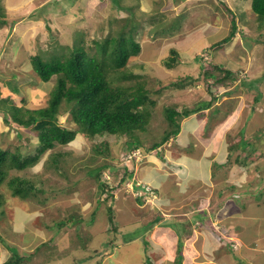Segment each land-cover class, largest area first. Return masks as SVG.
<instances>
[{
  "label": "rangeland",
  "instance_id": "obj_1",
  "mask_svg": "<svg viewBox=\"0 0 264 264\" xmlns=\"http://www.w3.org/2000/svg\"><path fill=\"white\" fill-rule=\"evenodd\" d=\"M58 1L0 0V20L18 18L12 27L9 23L0 24V97L3 98L0 102L3 105L32 109L47 104L57 76L53 75L48 82H43L38 77L29 59V53L35 51L34 47L42 46L41 51L44 53L45 49H50L49 46L59 43L57 51H65L68 54L69 50L65 46L73 44L74 37H77L81 39V45L93 50L96 46L95 40H103L112 31L108 19L115 16L116 12L110 0H77L67 11L62 10ZM122 3L134 4V9L145 13L144 18L149 15L156 19V25L149 24L141 31L138 38L142 43V52L130 57L126 67V71L140 74L138 78L131 80H143L150 98L155 101L154 105L150 106L148 129L138 133L146 146L150 147L154 141H159L169 130V121L165 115L167 106L182 108L183 104L189 105L202 98V94H210L207 82L213 83L215 78L208 79L204 85L189 84L179 91H175L176 88L171 85L172 81L187 75L202 74L204 70L200 65H204L206 59L211 60V63H220L225 68L235 65L238 68H229L235 76L226 77L228 79L224 80V84L221 83L217 93L219 107L223 109L219 114L215 113L214 107L202 111L205 112L200 114L203 116L199 117L198 128L188 135L190 144L182 145L177 139L170 138L151 153L152 156L157 153L158 157L164 159V164L161 163L163 171L170 172L171 175L178 174L189 189H196L194 183L197 181L188 175L194 172L190 168L188 173L192 159L196 162L192 167L196 169L198 164L202 168L201 162L210 159L211 173L208 181L214 187L213 177L219 168L214 159L217 151L222 149L217 144H221L223 140L224 144L237 140L236 134L247 117L248 122L251 120L248 128L250 134H255L256 125L259 129H264L263 112L258 111L263 106L251 103L257 91H248L243 83L244 80L255 84V80L260 79L264 84V28L259 26L257 15L251 9V0H139L138 6L137 0H125ZM229 9L236 18L238 32L242 34L245 31V35L235 34L230 40L219 43L230 36L233 28ZM139 15L141 13H138ZM159 29L166 31L164 34H157ZM240 43L243 44L242 49ZM213 46L216 49H213ZM245 47L248 48L247 55L244 54ZM172 48L179 52L181 62L168 67L165 60L171 56ZM211 51L216 55H212ZM46 54H51V50L43 54L44 57ZM220 60H224V63ZM212 66L209 64V67H204L210 69ZM223 67L221 70L214 67L213 73L223 76L227 70ZM241 67L243 71H237ZM231 98H235V101L232 102ZM236 103L240 104L238 108H234ZM62 105V108L69 109L65 102ZM255 106L257 113L253 112L246 117L249 108ZM226 113L230 116H226ZM4 117V113H0L2 146L12 151L21 148L24 152H35L38 144L37 130L16 126L10 118L11 115L8 118L10 123H7ZM59 120L62 124L75 127L67 111L60 113ZM205 125L209 130L203 128ZM215 130L217 131L213 134ZM17 132H20V136ZM124 139L123 136L109 135L89 139L79 133L71 142L46 150L35 165L23 170H10L0 188L4 200V205L0 207V235L5 239L0 240V264L13 252V248L25 254L26 261L22 264H143L149 259L153 260V264H185V237H179L178 240L175 237L173 244H170V241L154 242L147 233L157 219L153 221L151 217H147L141 224H131L128 218L137 219L144 208L141 209L134 203L132 211L125 212L128 218L124 219L128 220L123 223L127 226L121 228L119 225H122V221L116 219L115 223H111L108 219L107 205L113 204L114 198L105 200L106 193L102 190L113 188L115 179L117 183L120 182L125 160L119 161L117 158L124 154ZM262 140L264 142V138ZM208 142L215 148L209 149ZM208 149L211 151L207 155L210 158L205 155ZM239 153L246 156V153L235 150L231 157L235 159ZM260 153L258 150L248 156L244 165L232 163L231 177L226 181L234 182L237 194L242 190L241 186L250 189L254 195L257 194L256 189L253 191L255 185L261 184L264 188V182H260V175L264 178V156H258ZM54 154H57L58 158L56 166L50 162ZM158 157L156 158L160 165ZM105 163H108V167L96 173L95 170ZM90 169L94 170L92 174ZM99 174L101 180L111 176V183L104 182V189L99 184ZM14 176L26 178L35 187L28 197L22 198L12 194L7 180ZM226 183L218 186L225 187ZM126 187L130 188V182L126 183ZM228 187L229 185L226 186ZM121 188L122 186L117 189L116 196ZM182 192L168 190L166 195L172 198ZM214 192L215 189L209 198L211 203L214 200L212 196L216 195ZM193 196L197 199L196 193ZM161 198L167 197L163 194ZM189 206L182 205L178 210L187 212L191 209ZM121 209L126 211L127 208ZM191 215L199 214L193 211ZM92 218L94 221L88 223ZM178 221L182 222L181 217ZM183 227V223L176 225L177 234ZM164 230L167 229L158 227L153 235L157 233L169 240L160 234ZM134 231L135 236H138L135 243L129 240ZM212 234L213 238L208 237L207 240L210 241L208 247L214 248V254L225 249L226 251L220 254L225 257L229 254L232 256L233 250L240 246L229 241L231 235L228 233L216 234L213 229ZM232 239L236 240L235 237ZM43 241L46 244L39 251H35V247ZM3 243L9 245V248ZM163 246L160 252L159 249ZM171 246L174 247L173 251ZM179 248H182V256L180 261L175 262L174 257L178 255ZM34 253L32 259L28 260Z\"/></svg>",
  "mask_w": 264,
  "mask_h": 264
},
{
  "label": "trees",
  "instance_id": "obj_2",
  "mask_svg": "<svg viewBox=\"0 0 264 264\" xmlns=\"http://www.w3.org/2000/svg\"><path fill=\"white\" fill-rule=\"evenodd\" d=\"M76 1L77 0H59L58 4L62 7L63 11H67ZM124 1L125 0H110L116 12L115 16L113 15L111 18L108 16L109 28L112 31L103 38V40H95V49H86L80 44L81 39L74 37L73 44L64 45L69 50L68 54L65 51H57L59 43H54V46H49L50 49H45L44 53L41 51L42 46L39 48L34 47L35 51L29 53L32 66L41 80L49 81L53 75L57 76V80L54 88L49 93V98L45 106L29 109L18 105L7 106L0 102V113H4V121L10 123L8 118L9 115H11L10 118L16 123V126L29 129L34 128L37 130L38 138L36 151L33 153L24 152V149L21 148L12 151L9 148L3 147L0 141V188L6 181L10 170H23L29 166L35 165L46 150L53 149L58 144L63 145L71 142L79 133L84 134L89 139L101 135L125 137L123 142L125 151L122 156H118L117 159L119 161L123 160L125 154L133 149H138L141 154L147 158L146 155H148V153L170 138H179L185 145L190 144V138L187 134H180L182 123H184L183 120L188 119L194 114L195 117L193 120L201 117L200 114L202 113L200 112L206 108H210L218 97L217 93L219 92L221 83H225L224 80L228 79L226 77H234V75H232L233 71L223 67L220 63H211L209 62L211 60L206 59L205 62L208 65H206L205 62L204 65H200L201 69L204 70L202 74L198 76L187 75L172 81L171 85L176 88L175 91H179L189 84L201 83L204 85L205 81L208 79L215 78L213 83L207 82L211 95H203L202 98L194 101L192 104H183L182 108L178 106H167L165 108V115L169 121V130H167L159 141H154L150 147L146 146L141 141L138 133L148 129L151 117L150 106L154 105L155 101L150 98L149 91L144 87L143 80H131L135 77L138 78L137 76H140V74L128 72L126 71V67L128 66L130 57L142 52V43L138 38L141 31L149 24L156 25V19L149 15L147 18H144L143 16L145 13L143 11L134 9V4L122 3ZM138 2L139 0H137V6ZM251 9L257 15L259 26L264 28V0H252ZM138 13H141V15L138 16ZM229 14L232 17L231 24L233 28L231 34L227 38L222 39L219 43L230 40L237 32L236 18L231 9H229ZM17 21L18 18H12L10 20L2 19L0 20V24L9 23L12 27ZM165 31V29H159L157 34L162 32L164 34ZM259 38L260 37H258V39ZM215 46H213V49H216L214 48ZM60 47H62V45H60ZM48 50H51V54H46L44 57L43 54L47 53ZM211 53L212 55H216L214 51H211ZM202 60L204 61V58ZM220 61L224 63V60ZM179 62H181V56L177 50L172 48L171 56L165 60V63L168 67H173ZM209 64L213 65L210 69L204 67H209ZM214 67L220 70L221 67H223L227 70L223 76H218V74L213 73L212 69H214ZM127 79L131 81L125 83L124 81ZM243 83L248 91H257L251 103L253 105H256V103L261 104L263 106L261 109L264 111V84L261 83L260 79H256L255 84L247 83L244 80ZM212 87H214V89ZM1 99L3 98H0V100ZM231 101L234 102L235 98H231ZM63 102L69 105V109L66 110L65 107L62 108ZM222 109L223 108L217 107L215 113H220ZM249 109L250 111L246 113V117L256 111L257 106L250 107ZM62 111L69 112L75 127L60 122L59 115ZM244 119L246 120L243 126L239 128L236 134L237 140L230 144L227 143V149L223 152L227 155V161L221 164V166H227L229 162H235L241 165L246 164L248 156L258 150L261 152L258 156H264V142L262 140L264 138V129H259L260 127L256 125L255 134H250L248 128L251 124V120L248 122V117ZM204 129L208 130L209 128L205 126ZM17 134L20 136V132H17ZM235 150L246 153V156H241L242 153H239L236 158L232 160L231 155ZM52 159L53 160L50 162L52 165L56 166L58 162L57 154H54ZM106 167H108V163L98 167L95 172L98 173L100 169ZM119 170L121 171L120 168ZM93 171L94 170L90 169L91 174ZM127 173V170H123L121 179L123 178L124 180ZM219 175L220 174H215V178H218ZM100 176L99 174L97 178L101 188L104 189L106 182L111 183V176L103 180L100 179ZM116 180L117 179H115L113 183L116 187H109L108 189L102 190L106 193L105 200L111 197L112 199L114 198L113 200L115 201V192L122 186L121 182L116 183ZM260 181L264 182L262 176H260ZM143 183L145 185H151L145 182ZM7 184L14 196H21L22 198L28 197L31 190L35 189L29 180L21 176L11 177L7 180ZM139 187H142V190L145 189L141 183L138 184V178H135L134 188L137 189ZM154 191L156 192L155 188ZM257 192H259L257 197L260 198L261 195L264 194V188L258 185ZM135 200L139 203L142 202L141 197H135ZM3 205L4 200L0 192V207ZM107 212L109 221L115 223L116 210L114 204L107 205ZM92 221H94V218L88 223ZM63 223L64 222H60V224ZM211 225H213L212 220ZM179 233L180 232H178V234ZM0 240H5L2 235H0ZM3 244L6 248H9V245L6 243ZM45 244L46 242L43 241L39 243L38 246L35 245L37 246L35 247V251H39ZM181 249L179 248L178 250L175 262L181 259ZM24 255L16 248H13V252H10V255L1 264H22L26 261ZM33 255H35V253L31 254L28 260H31ZM143 264H153V262L149 259V261H145ZM180 264L182 263L180 262Z\"/></svg>",
  "mask_w": 264,
  "mask_h": 264
},
{
  "label": "crops",
  "instance_id": "obj_3",
  "mask_svg": "<svg viewBox=\"0 0 264 264\" xmlns=\"http://www.w3.org/2000/svg\"><path fill=\"white\" fill-rule=\"evenodd\" d=\"M236 34L244 36L245 31L242 34L241 32L237 31ZM240 35H238V37ZM240 45L242 49L243 44L240 43ZM234 46L236 47V44ZM254 46H252L251 48H253ZM244 51V54L247 55L248 48L245 47ZM219 59L221 58L219 57ZM228 67L237 68L236 65L235 67ZM242 68L243 67H241L237 71L242 72ZM232 75L234 74L232 73ZM203 95L204 94H202V96ZM218 100L219 98H216L215 102L212 105V108L215 107L216 109V107H219L220 102ZM217 101L219 102L218 104L216 103ZM239 106L240 104L236 103V105H234V108H238ZM202 111L200 113L205 112ZM249 111L250 109L248 110V112ZM229 113H226L225 115L230 116ZM194 115L186 120L184 119L185 121L183 120L184 123L180 134L186 133L187 136H190L191 133L198 128L200 120L199 118L193 120V118L195 117ZM205 126L203 128H205ZM216 131L217 130L213 131V134L216 133ZM177 140L182 145H185L181 139L177 138ZM209 140L210 139H208V141ZM209 144H211V142H208L209 149H213V147L215 148L213 144ZM205 145H207L206 142ZM217 146H221L222 149L220 152L217 151L218 153L214 159L219 167L217 168L218 171L215 174H220L218 178H215V175L213 177L212 182L215 183L214 187H212L210 181H208V176L211 173V164L209 161L210 159L201 162L202 168H200L198 164V169L192 167V165H196L195 159H192L190 167H188V173L190 172V168L191 170H194V172L188 175L191 177V179L194 178L197 180L194 183V187L196 189L187 188L188 186L184 185L185 182L180 179L178 174L171 175L170 172L163 171L161 163L164 164V159H162V157H158L157 154H154L155 156H152V152L148 153L146 161L144 163H131L129 164V166L123 168L122 170H127L128 173L124 180L123 178H120L122 188L120 189V192H118V195H115L116 200L113 202V204L116 202L114 205L116 210V219L117 221H122V225H119L120 228L127 226V224L123 222H125V220L127 221L128 219L131 220V224L134 225L135 223L141 224L142 222H145L147 217H151L153 221H156L157 219L158 221H156L155 225L151 229H149L147 235L152 237L154 242L156 240H158V242L165 243L170 241V244H173V240L175 239V237L176 240H178L179 237H185L187 240V243L183 246V251L185 252V258L183 261L185 262V264H264V194H262L260 198L257 197V194H259V192H257V186L259 185L260 187H262V185L257 184L254 186L253 191L254 189H256L257 193L255 195L251 192L250 189L243 188L242 186V190L237 194L235 190L236 185L234 184V182L226 181L228 180L227 178L231 177L230 172L233 166L232 162H229L227 166H221V164L227 161V155L223 152L226 151L228 144H224L223 140L221 144H217ZM209 149L205 151V155L207 158H210L207 156L208 152H211L209 151ZM156 157H158V159L160 158V165L158 162L159 160H157ZM135 178H138V182L151 184L156 189V194L158 195V197L155 199L154 205L150 203L140 204L135 200V197L132 194V187L134 188ZM204 179H206V181H204ZM128 182H130V188H127L128 186L126 187V183ZM221 183H226L225 187H219L218 184ZM227 185H229L228 188H226ZM137 189L141 190L142 187H139ZM214 189V194L216 195L212 196L214 197V200L211 203V201H209V198L212 195L211 193ZM168 190H171L172 192L182 190L183 192L176 195L175 197L169 198L168 195H166V192ZM115 193H117V191ZM195 193L197 195V199H195L193 196V194ZM163 194H165L167 198L162 199L161 197L163 196ZM194 199L195 203L192 204V201ZM134 203L141 207V209L144 208V210L138 215L139 217L137 219L132 220V217L128 218V215L126 216L125 212H131L132 207L135 205ZM190 203L191 206H189ZM182 205H188L191 209L187 212H181L178 209ZM122 207L127 208L126 211H122ZM193 211H197L199 215H191ZM179 217H181V223L184 224V227L180 230V233L178 235L175 228L176 225H181V223L178 221ZM211 220L212 222L213 220L223 221L226 233H228L232 237H235L236 241L240 244L237 250H233L234 253L232 254V256L230 254L227 257H225L224 255L222 256L220 252L226 251L225 249L218 250L214 254V248L208 247L210 241L207 240V238H213V228L211 227ZM158 227H164L165 229H167L160 234L162 236L165 235L167 239L169 238V240H165V238H162L157 233L155 234L156 236L153 235L155 229H157ZM135 232L136 231L132 232V237L129 238V240H133L134 243L137 242L136 239L138 238V236H135ZM196 242L197 244H195ZM164 246L160 247V252L162 251ZM173 248L174 247L171 246L172 251ZM159 251H157V253ZM173 253L174 252H172V254ZM217 256H219V258ZM174 258H176V256Z\"/></svg>",
  "mask_w": 264,
  "mask_h": 264
},
{
  "label": "clouds",
  "instance_id": "obj_4",
  "mask_svg": "<svg viewBox=\"0 0 264 264\" xmlns=\"http://www.w3.org/2000/svg\"><path fill=\"white\" fill-rule=\"evenodd\" d=\"M238 31V28H237ZM260 111H262V118L264 120V111L263 109H261ZM136 149H133L131 151H129L128 153L125 154V157L122 161L125 160V166H129V164L131 163H135V164H142L146 161V158L143 154H141L139 156H134L132 158H128V154H130L131 152H133ZM157 150V149H155ZM152 150L151 152L155 151ZM150 152V153H151ZM157 152V151H156ZM147 157V155H146ZM136 169V168H135ZM135 173V170H134ZM105 176V175H104ZM145 188L144 190H138L132 187V194L134 195V197H141L142 198V202L141 204H146V203H150V204H155V199L158 197V195L156 194V192L154 191V188L152 185H145L143 182H138V184H140ZM156 206V205H155ZM211 227L215 230V233L218 234V232L220 233H226L225 231V226L223 224V221H218V220H213V225H211ZM233 237L230 236V240L232 243L239 244L235 239H232Z\"/></svg>",
  "mask_w": 264,
  "mask_h": 264
},
{
  "label": "built area",
  "instance_id": "obj_5",
  "mask_svg": "<svg viewBox=\"0 0 264 264\" xmlns=\"http://www.w3.org/2000/svg\"><path fill=\"white\" fill-rule=\"evenodd\" d=\"M140 155V151L138 149L134 150L133 152H131L130 154H128V158H132L134 156H139Z\"/></svg>",
  "mask_w": 264,
  "mask_h": 264
}]
</instances>
